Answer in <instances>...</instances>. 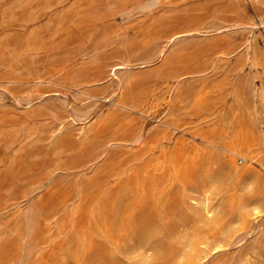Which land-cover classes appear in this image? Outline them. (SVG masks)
Instances as JSON below:
<instances>
[{
    "label": "rangeland",
    "instance_id": "374dc122",
    "mask_svg": "<svg viewBox=\"0 0 264 264\" xmlns=\"http://www.w3.org/2000/svg\"><path fill=\"white\" fill-rule=\"evenodd\" d=\"M48 2L0 0V264H264V0Z\"/></svg>",
    "mask_w": 264,
    "mask_h": 264
},
{
    "label": "bare ground",
    "instance_id": "6f19581e",
    "mask_svg": "<svg viewBox=\"0 0 264 264\" xmlns=\"http://www.w3.org/2000/svg\"><path fill=\"white\" fill-rule=\"evenodd\" d=\"M63 1L64 0H49L48 3H49V6H51V5H54V4L62 3ZM164 25H165V28H163L161 30V32L163 33V36L167 40H169L173 36L175 37L176 35H178L179 33L182 32L181 29H179L177 26L176 27H172L170 25L169 21H166ZM159 58H160V56H159ZM126 60L127 59H125L121 63H113V64L110 65L109 68L110 69L113 68V67H114L113 69L119 68V67L122 66V64L125 63ZM113 74H114V72H113ZM203 94H204L203 91L200 92V94L198 96V99H201L203 97ZM71 121H73V120H71ZM87 121H89V118L87 119ZM222 149L224 150V152H226V155H227L228 159L231 162L234 161L233 160V157H236V156H238V157H240L242 159H247L246 154L243 153V152H241V150L239 148H237V146L226 147V148H222ZM211 185H212L211 184V176L208 175V174H205L203 176L202 185L200 186V189H199L200 190V193L202 195L201 211H202V213H203V215L205 217L210 218V219H212L214 217V211H215L214 210V206L210 203V197H209L210 191H211ZM194 203H196V202L194 201ZM249 216H250V218H251L252 221H258V220H260L263 217V212H262V210L260 208L253 207L250 210ZM253 229H255V228H253ZM198 245H199V247H197L194 250H192L193 251V260H191L190 264H202V263H204L206 260L209 259L210 255L212 253H214L215 251L223 248L226 244H224V243H217L214 246H209L206 241H200Z\"/></svg>",
    "mask_w": 264,
    "mask_h": 264
}]
</instances>
